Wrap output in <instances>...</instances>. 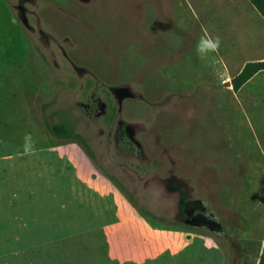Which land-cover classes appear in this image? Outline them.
<instances>
[{
    "label": "rangeland",
    "instance_id": "obj_1",
    "mask_svg": "<svg viewBox=\"0 0 264 264\" xmlns=\"http://www.w3.org/2000/svg\"><path fill=\"white\" fill-rule=\"evenodd\" d=\"M256 52L245 0H0V151L25 152L4 175L22 206L0 222V264H257L264 70L237 92L225 76ZM114 86L135 94L119 110ZM92 92L102 116L82 106ZM64 117L88 149L46 132ZM183 199L223 233L185 223Z\"/></svg>",
    "mask_w": 264,
    "mask_h": 264
},
{
    "label": "trees",
    "instance_id": "obj_2",
    "mask_svg": "<svg viewBox=\"0 0 264 264\" xmlns=\"http://www.w3.org/2000/svg\"><path fill=\"white\" fill-rule=\"evenodd\" d=\"M250 5L256 10L258 15L264 21V0H248ZM264 70V60H251L246 61L241 67L240 71L234 75L231 80V86L233 91L240 89L243 84H245L253 75ZM45 106L43 107V109ZM55 112H51L49 117L52 118L55 115ZM43 126L46 132L57 138V139H73L79 141L85 149H88V146L84 138L75 130L74 123L72 120L64 117L57 121H51L47 118L44 119ZM145 215L150 218L159 220L158 217L145 212ZM257 264H264V245L262 251L258 257Z\"/></svg>",
    "mask_w": 264,
    "mask_h": 264
},
{
    "label": "crops",
    "instance_id": "obj_3",
    "mask_svg": "<svg viewBox=\"0 0 264 264\" xmlns=\"http://www.w3.org/2000/svg\"><path fill=\"white\" fill-rule=\"evenodd\" d=\"M234 1H236V0H221V4H225V3H227V2H234ZM245 1H248V0H245ZM168 2H166V4L164 5L163 4V6L162 7H167L168 8V4H167ZM160 6H161V4H160ZM169 9V8H168ZM255 10V9H254ZM256 11V10H255ZM257 13V12H256ZM257 15H258V13H257ZM199 23V22H198ZM201 24V23H200ZM205 25H207L208 27H210L211 28V26H210V24H209V18H204V23H202V26H205ZM256 49L258 50V45H257V41H256ZM249 58H251V60H263V56L262 55H258V52H256V53H254L253 55H251V57H249ZM251 60H249V61H251ZM230 61H232V60H230V58H228L226 61H224V62H226L225 63V70L227 69V71H228V67H229V64L230 63H232V62H230ZM247 61V59H245V60H243L239 65H238V67L235 69V71L233 72V73H225L226 75V77H227V79H228V81H229V85H230V87H231V89H232V86H231V83H230V80H231V78L234 76V75H236L239 71H240V69H241V67L243 66V64L245 63ZM259 73V72H258ZM258 73H256V74H258ZM255 74V75H256ZM254 77V75L246 82V83H248L252 78ZM245 83V84H246ZM245 84H243V85H245ZM241 89V88H240ZM240 89H238L237 91H240ZM232 91H233V89H232ZM237 91H234V92H237ZM6 139L5 138H1L0 139V148H1V145L3 144V141H5ZM50 147V146H49ZM53 148L54 147H52V148H49L48 150H47V152L50 150H52L53 151ZM25 152H17V153H11V152H4V151H0V163H1V167H0V222L2 221V217H3V215L4 214H14L15 213V209L18 207V206H22V202H20V205L18 204V201H17V199L19 198L18 196H19V194H20V199H22V195H21V188H18V186L16 185V180H15V172L13 173V175H11V177H5L4 175H5V173H7V170H8V165L10 164V165H12L13 166V164L14 163H12L13 161H15V159H17V157H19V158H21L23 155H25L24 154ZM33 153H36V152H29V153H27V155H30V154H33ZM48 157V156H47ZM4 162H6V164L4 165ZM9 185V190H7V192L6 193H3L2 192V190H1V187L3 188L4 186L6 187V186H8ZM20 192V193H19ZM19 193V194H18ZM5 198L6 199V203L8 204V206L7 207H2V205L4 204V202H3V198ZM5 201V200H4ZM18 204V205H17ZM4 208H5V210H4ZM264 243V242H263ZM262 248H263V245H262V247H261V249H260V252H261V250H262Z\"/></svg>",
    "mask_w": 264,
    "mask_h": 264
},
{
    "label": "flooded vegetation",
    "instance_id": "obj_4",
    "mask_svg": "<svg viewBox=\"0 0 264 264\" xmlns=\"http://www.w3.org/2000/svg\"><path fill=\"white\" fill-rule=\"evenodd\" d=\"M20 5V4H19ZM111 92V90H110ZM114 101L116 102L118 109L121 106V103L126 100V99H131V98H124L121 101H119V99L117 97H115L113 95V93L111 92ZM135 97V94H134ZM85 113L91 117H99L102 116L106 113L107 111V104L102 101L99 97L95 96V93H91L90 97H89V101L86 103L82 104ZM99 109H102L101 112L99 114H97V111ZM112 111L115 113V109L112 108ZM118 127H119V131L122 135V137L126 138V142H132L133 144H135L137 147H139L138 142L134 139V128L129 125V124H125L124 122H122L121 120H118L117 122ZM189 204H191V206H189ZM182 205H183V211L185 212L186 217L183 219V221L185 223H189V224H195L196 222H201L204 226H206L207 228H209L210 226L208 225L210 220H217V216L212 213L211 211H209L206 207H203L201 205H196L192 202L188 203L186 201V199L182 200ZM218 221V220H217ZM214 233L217 234H222L223 230L222 227L215 229L213 231Z\"/></svg>",
    "mask_w": 264,
    "mask_h": 264
},
{
    "label": "water",
    "instance_id": "obj_5",
    "mask_svg": "<svg viewBox=\"0 0 264 264\" xmlns=\"http://www.w3.org/2000/svg\"><path fill=\"white\" fill-rule=\"evenodd\" d=\"M18 10H19V16L23 22V24L27 25V20H26V16L24 13V10L22 8V5H18ZM111 92L113 93V95L115 97H117L119 99V101H121L124 98H133L134 97V93L130 90V88L128 86H114L111 88ZM102 109H99L97 111V114H99L101 112ZM208 225L210 226L208 229L210 231H214L215 229L221 228L220 223L217 220H210Z\"/></svg>",
    "mask_w": 264,
    "mask_h": 264
}]
</instances>
